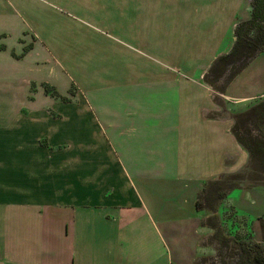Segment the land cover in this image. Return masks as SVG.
<instances>
[{
    "label": "crops",
    "instance_id": "1",
    "mask_svg": "<svg viewBox=\"0 0 264 264\" xmlns=\"http://www.w3.org/2000/svg\"><path fill=\"white\" fill-rule=\"evenodd\" d=\"M251 3L0 0V264L216 256L204 209L220 201L199 200L207 184L248 173L231 129L264 99V49L221 96L234 110L223 113L202 78ZM45 65L72 82L68 93L39 76ZM232 198L264 203V183L221 200L263 216Z\"/></svg>",
    "mask_w": 264,
    "mask_h": 264
},
{
    "label": "trees",
    "instance_id": "2",
    "mask_svg": "<svg viewBox=\"0 0 264 264\" xmlns=\"http://www.w3.org/2000/svg\"><path fill=\"white\" fill-rule=\"evenodd\" d=\"M235 42L232 49L225 55L218 57L209 67L202 78V82L213 92V102L224 111L225 102L221 96L225 94L228 84L248 65V63L260 54L264 49V0H252L251 15L247 21L240 22L234 29ZM45 93L52 97L61 98L53 88L44 86ZM73 95V93H70ZM67 102V99L61 98ZM221 116L214 114L212 117ZM231 133L237 143L249 155L250 166L248 168L249 182L255 184L264 183V100H259L245 111L233 116ZM237 183L228 184L221 192L216 191L215 200H223L228 191L242 187L240 182L245 178L236 177ZM243 176V175H242ZM196 208L201 205L196 203ZM229 215L236 217L233 208H229ZM260 240L255 241L252 230L247 231V225L243 223L245 233L236 234L233 253L230 258L231 264H264V217L257 219ZM217 243L216 257L201 260L199 264H226L223 251L228 248L231 238L226 239L222 235L215 238Z\"/></svg>",
    "mask_w": 264,
    "mask_h": 264
},
{
    "label": "rangeland",
    "instance_id": "3",
    "mask_svg": "<svg viewBox=\"0 0 264 264\" xmlns=\"http://www.w3.org/2000/svg\"><path fill=\"white\" fill-rule=\"evenodd\" d=\"M46 66V65H45ZM44 66V67H45ZM49 67L46 66L45 68L42 69L41 72H39V76L44 80H47L50 83L56 84L58 88L60 89V91H64V89L66 88V92L68 93V90L72 87V82L71 83H66L65 79H63L61 76L56 77V75L52 74L51 71L49 72ZM31 79H35V76L30 75ZM29 76V77H30ZM37 78V77H36ZM40 83V80H38ZM66 84L68 86H66ZM42 89L45 91L44 86L42 87ZM29 90V89H28ZM51 98V94L49 92L48 94ZM264 100V99H263ZM36 101H39V99H37ZM257 102V101H256ZM255 103L250 104L248 107L252 106ZM234 110L233 107H231L230 105H228L226 102L224 104V112L223 113H227L229 110ZM247 109V108H245ZM245 111V110H244ZM222 114V113H220ZM250 173H247L245 175L242 176L241 175H237L236 177H244L245 179L243 181L240 182L241 186H247L250 187L252 185H254V183H251L248 181L247 176H249ZM237 179L233 178V176L231 177H224L221 178L220 180H218L217 182H212L206 185L205 188V193L203 195L200 196V203L204 206H212L210 203V197L207 198L208 196H210L211 194H213V192L215 190H218V193L221 192L220 190H223L228 184L235 182ZM215 193V192H214ZM237 194V193H236ZM234 194H231V196H233ZM232 202L237 203L240 207V203H239V199L237 198H232L231 199ZM244 204V203H243ZM218 208L217 206L213 205V210L210 211L208 209H204L205 214L207 213L209 218V221L207 222L208 225V229L211 231L212 233V242L214 243V246L216 248L217 243L215 241V237L216 236H220L222 235L223 237H225L226 239L231 238V242L228 243V250L225 248L223 251V258L225 260L226 264H231V260L230 258L233 257L232 253L233 248L235 247V244L232 240H236V234H244L245 233V229L243 226V223L246 224L247 227V231L249 232L250 230H252L253 233V237L255 241H259L260 240V233L258 230V222L257 219H247L244 216H239L236 215V217L234 218L232 215H229V207L224 205V203H222L220 201V204H218ZM243 206V205H242ZM240 207V209L242 211H244L245 213H257V214H261L263 215L262 217H264V203L261 200L257 201V204L254 205L253 207L246 205L245 207ZM248 209L249 212L246 210ZM247 211V212H246ZM242 232V233H241ZM217 250V248H216ZM217 255V252H216ZM216 257V256H215ZM200 262V261H199ZM199 262L197 264H199ZM210 262H207V264H209Z\"/></svg>",
    "mask_w": 264,
    "mask_h": 264
}]
</instances>
